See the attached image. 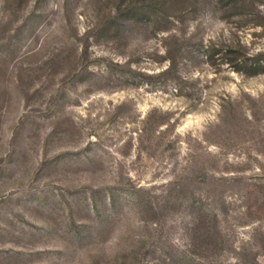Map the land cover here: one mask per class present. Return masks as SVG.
I'll return each mask as SVG.
<instances>
[{"label":"rangeland","instance_id":"rangeland-1","mask_svg":"<svg viewBox=\"0 0 264 264\" xmlns=\"http://www.w3.org/2000/svg\"><path fill=\"white\" fill-rule=\"evenodd\" d=\"M0 264H264V0H0Z\"/></svg>","mask_w":264,"mask_h":264}]
</instances>
